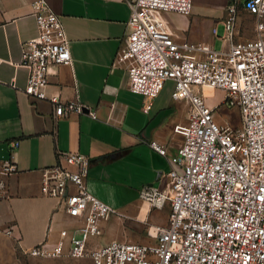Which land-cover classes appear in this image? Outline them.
Segmentation results:
<instances>
[{"label":"built area","instance_id":"1","mask_svg":"<svg viewBox=\"0 0 264 264\" xmlns=\"http://www.w3.org/2000/svg\"><path fill=\"white\" fill-rule=\"evenodd\" d=\"M127 33L114 64L129 75V89L146 98L149 112L168 81L172 100L188 108L186 123L174 126L182 136L175 154L164 144L149 145L169 159L163 189L146 186L141 197L152 207L169 206L166 225H151L150 243L112 240L96 244L102 223L118 210L95 196L88 186L91 160L80 152H64L55 165L42 170V193L56 199L73 219L55 243L24 249L39 258H89L94 264H264V0H245L255 15L257 35L235 40L236 9L225 22V49L207 42L178 41L163 20L166 12L189 14L193 0H128ZM38 34L21 43L18 66L28 69L23 90L34 100H49L55 118L83 113L78 101L48 96L52 68L71 65L70 40L63 21L47 0H35ZM12 86H15L12 82ZM205 87L223 93L228 107H237V127L217 121L221 103L209 105ZM17 143L13 142L12 146ZM16 171L7 164L6 173ZM14 226L4 232L14 236ZM69 245L66 248V241ZM19 241V238H16Z\"/></svg>","mask_w":264,"mask_h":264},{"label":"crops","instance_id":"2","mask_svg":"<svg viewBox=\"0 0 264 264\" xmlns=\"http://www.w3.org/2000/svg\"><path fill=\"white\" fill-rule=\"evenodd\" d=\"M34 1L0 0V264L66 263L68 257L39 258L22 251L44 241L55 243L61 230L82 223L42 193V170L58 163L64 152L90 158V191L121 214L102 223L104 233L96 244L153 242L142 233L150 225H166L170 208L152 207L141 191L146 186L163 189L171 165L149 142L156 140L175 154L182 136L174 126L187 122L189 108L166 100L163 89L150 111H144L146 98L129 89L128 71L114 64L127 33L128 0H47L63 21L73 57L71 65L52 68L48 96L78 100L84 108L83 113L55 118L49 100H34L23 92L29 72L18 66L22 41L38 34ZM244 1L193 0L191 13L166 12L163 20L178 41L214 46L222 37L219 26L234 7L235 40L255 38L258 19ZM181 106L188 108L187 116L179 114ZM7 164L16 171L6 173ZM11 226L14 236L4 232Z\"/></svg>","mask_w":264,"mask_h":264},{"label":"rangeland","instance_id":"3","mask_svg":"<svg viewBox=\"0 0 264 264\" xmlns=\"http://www.w3.org/2000/svg\"><path fill=\"white\" fill-rule=\"evenodd\" d=\"M225 31H226V26L224 23H222L218 28L217 35L223 36ZM214 48L225 49V48H227V45L224 43V41L222 39H218L214 43ZM174 86H175V84L173 81H168L166 83L165 88L162 92V96L166 100H170L172 98V92L174 90ZM203 93L207 97V101H208L209 105H211V106L219 104L223 100V93L219 90H216L215 92H213V89H205V90L203 89ZM187 111H188V108L186 106H181V109L179 110V114L181 113L183 116H187ZM217 111H218L217 112V121L218 122L228 123L234 127H237L241 124V113L237 107H228L224 103H221V105H219ZM149 227H148L147 231L142 233L146 237L149 236L148 235ZM61 264H94V263L89 258L79 259V260L67 258L66 263L61 262Z\"/></svg>","mask_w":264,"mask_h":264},{"label":"bare ground","instance_id":"4","mask_svg":"<svg viewBox=\"0 0 264 264\" xmlns=\"http://www.w3.org/2000/svg\"><path fill=\"white\" fill-rule=\"evenodd\" d=\"M205 89H212L211 87H205Z\"/></svg>","mask_w":264,"mask_h":264}]
</instances>
